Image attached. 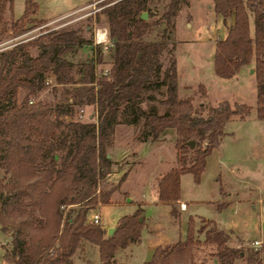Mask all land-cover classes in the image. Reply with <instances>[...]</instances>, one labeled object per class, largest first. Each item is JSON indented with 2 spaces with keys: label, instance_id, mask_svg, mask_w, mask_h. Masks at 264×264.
<instances>
[{
  "label": "trees",
  "instance_id": "trees-1",
  "mask_svg": "<svg viewBox=\"0 0 264 264\" xmlns=\"http://www.w3.org/2000/svg\"><path fill=\"white\" fill-rule=\"evenodd\" d=\"M160 1L97 2L101 8L96 15L103 14L107 24L109 60L100 46H93L94 59L87 62L90 77L73 89L71 101L65 103L45 102L38 96L49 84L48 74L57 83L71 79L72 57L84 47L92 49L91 41L70 25L24 38L30 22L43 23L32 17L39 8L36 0H25L21 16L10 22L15 40L0 48V169L4 172L0 178V231L9 236L7 243H0L3 264H76L74 255L87 244L98 247L100 261L82 264H124L115 260V253L140 242L146 224L143 208L139 205L131 214L119 217L111 236L88 220L98 204L111 202L117 188L96 193L115 164L107 157L106 141L119 123L122 104L134 114L128 123L143 119L139 142L158 141L170 129L175 132L177 164L162 173L156 184L158 200L169 203L174 218L179 215L175 202L180 199L181 175L191 173L199 182L207 157L225 134L226 122L249 115L250 106L245 103L223 100L215 106L194 105L191 99L180 98L175 60L158 81L160 55L173 36L175 16L182 5L189 6V0H166L157 19L140 18L144 11L151 16V5ZM7 9H13V0H0V27ZM213 9L224 22L233 19L226 36L215 41L214 73L231 79L243 66L253 64L255 113L264 120V0H213ZM154 30L155 37L149 39ZM30 47L38 50L37 55L29 54ZM97 63L110 67L106 73L103 67L95 73ZM152 85H166L161 114L139 105L141 93ZM81 104L95 105V119L94 114L86 121L72 118L74 105ZM190 140L193 146L188 144ZM225 204L222 201L218 207ZM202 223L196 231L194 219L189 217L185 237L157 245L143 264H192L196 247L206 244L214 246L221 264L232 263L241 250L229 247V235L211 221ZM251 248L250 264H264V242Z\"/></svg>",
  "mask_w": 264,
  "mask_h": 264
},
{
  "label": "rangeland",
  "instance_id": "rangeland-1",
  "mask_svg": "<svg viewBox=\"0 0 264 264\" xmlns=\"http://www.w3.org/2000/svg\"><path fill=\"white\" fill-rule=\"evenodd\" d=\"M36 1L39 8L32 17L41 19L43 23L34 25L30 22L29 30L23 36L24 38L35 37L43 30L70 25L78 27L92 43V49L84 47L72 57L71 79L67 83H57L50 73L47 75L50 83L38 96L42 101L50 103L70 102L73 89L90 77L87 62L88 59H94L93 43L97 30L107 31L104 15H96L101 8L97 5L100 0ZM165 3L166 0H161L151 5L152 15H148L147 20L157 19ZM24 6V0H13V9H7L4 12V22L0 27V48L15 40L10 31V22L21 16ZM46 21L50 23L47 24ZM250 21L253 30L252 18ZM174 25L173 36L160 55L161 73L158 81L162 80L163 73L169 69L172 60H175L176 72L179 76L178 96L180 98H189L194 105L204 103L215 106L223 100L230 104L245 103L250 106V113L244 119L232 118L226 122L225 134L220 144L207 157L206 167L199 182L193 179L191 173L181 175L180 198L187 205V209L180 211V202L175 203L179 215L174 218L167 204L158 203L157 199H154V188L150 181L153 172H162L175 164V132L167 131L154 143L137 144L143 119L139 117L136 124L128 123L127 120L134 114L128 110L125 111V106L122 104V111L117 118L119 123L114 127L112 136L106 141V154L109 153L112 157L116 138L124 141L127 152L123 157H116L117 161L109 157L117 164L115 168L119 169V172L110 174L101 181L96 188V193L99 195L102 188L108 189L112 186H117L116 189H119L127 175L126 173L119 183L123 171L127 168H130L129 173L133 171L136 168L134 165L140 164L137 162L139 156L141 165L133 171L124 184L128 190L125 196L129 195L127 198H131L132 202L122 206L115 204L113 200L100 207L98 204L94 210L100 213L101 224L107 229L113 226L120 216L132 213L136 201H142L148 228L142 229L140 243L127 252L124 259L127 264H142L144 258L150 257L151 246L172 244L183 239L187 232L189 217L194 219L196 231L203 225L202 220H208L218 230H223L229 235V247L241 250V254L230 264H250L248 255L253 249L250 243L253 240L264 241V120L257 119L255 113L254 68L252 66L251 71L243 66L236 77L231 79L215 75L213 42L215 38H222L225 24L223 18L215 13L213 0H189V6L182 5L179 8ZM155 34L156 30L148 38L153 39ZM109 48L110 46L107 47V52L103 53L107 60H109ZM28 51L32 56L38 53V50L33 47H30ZM102 67L103 71H107L110 64L97 63L95 73H99ZM165 97L166 85H152L141 93L139 105L146 111L152 110L161 114L165 109L160 101ZM74 109L72 118L75 120L86 121L93 114L94 119L96 117L95 105H74ZM137 145L138 148H136ZM120 146L121 142L117 140L115 147ZM3 174V170L0 169V178ZM118 196L121 201L125 198L121 194H115L113 198ZM222 201L226 204L218 207ZM212 225L205 224L208 228ZM198 236L203 239V234L199 233ZM8 241L9 236L0 231V243L5 244ZM93 247L95 251H98L96 245ZM120 255L121 252L118 253V257ZM75 260L80 262L79 259ZM76 261L74 262L77 263ZM0 264H3L1 246ZM192 264L221 263L214 246L206 244L196 247Z\"/></svg>",
  "mask_w": 264,
  "mask_h": 264
},
{
  "label": "crops",
  "instance_id": "crops-1",
  "mask_svg": "<svg viewBox=\"0 0 264 264\" xmlns=\"http://www.w3.org/2000/svg\"><path fill=\"white\" fill-rule=\"evenodd\" d=\"M24 2H25V0H24ZM43 20V19H42ZM232 21H233V19L232 18H228L227 20H226V22H224V24H225V31H224V33L222 34L223 36H222V38H224L225 36H226V34H227V31H228V26L232 23ZM47 22V21H46ZM50 22H47V24H49ZM188 25L190 26V23H188ZM217 39H221V38H215V40H214V42H213V45H214V49H215V41L217 40ZM177 53V52H176ZM175 53V54H176ZM214 57V56H213ZM176 61H177V59H176ZM252 64H250V65H247L246 66V68L248 69H252ZM180 84H179V76H178V73H177V88L179 89V86ZM170 130H172V129H170ZM169 131V130H168ZM117 140H120V142H121V146L120 147H115L116 146V143H117ZM154 142H156V141H154ZM154 142H149V141H147V142H137V144L138 143H144V144H147V143H154ZM115 146L113 147V154H112V157H110V158H114V160H116L117 161V159H116V157L118 158V157H123V156H125L126 155V149H125V143H124V141L122 140V139H120V138H116V140H115ZM139 146L137 145L136 146V148H138ZM137 151V150H136ZM110 155V154H109ZM175 158H176V155H175ZM176 161V160H175ZM137 162H140V164H138V165H134V166H136V168L135 169H133V171L134 170H136L140 165H141V163H142V161L139 159V156L137 157ZM115 166L117 167V164L115 163L114 164V166L112 167V170H111V173L110 174H113V173H115V174H117V172H119V169H117V168H115ZM174 166H176V162H175V164L173 165V166H171V167H174ZM170 167V168H171ZM170 168H168V169H170ZM168 169H166V170H163L162 172L161 171H158V172H153L152 174H151V181H150V183L152 184V186H153V188H154V196H155V198L154 199H157V202L158 203H164V204H167L168 206H169V209H170V205H169V203H167V202H161V201H159L158 200V197H157V190H156V184H157V180H158V177L162 174V173H164L165 171H167ZM128 170L130 171V168H127L126 170H124L123 171V173H122V175L121 176H123V175H126V173H127V175L125 176L126 178L121 182V184H120V187H119V189H116L115 190V192H113L114 194L112 195V197H111V201H113L114 200V203L115 204H118V205H122V206H124V204H126V203H129V202H132V199L131 198H127L129 195H127V196H125L126 194H128V190L124 187V184L126 183V181L130 178V176L132 175V173H133V171H131L130 173L128 172ZM115 194H121V196H125V198H124V200L123 201H121L120 199H119V196L118 197H116V198H113L114 196H115ZM127 198V199H126ZM142 201L140 200V201H136L135 202V206H134V210H133V212L136 210V208L140 205L141 207H142V203H141ZM178 202H180V203H184L185 204V202L183 201V200H181V198L179 199V200H177L175 203H178ZM102 205V204H101ZM101 205H99V207L101 206ZM143 208V207H142ZM187 209V205L185 204V208L184 209H180V211L181 210H186ZM100 214V213H99ZM131 214V213H130ZM127 215V214H126ZM123 216V215H122ZM121 217V216H120ZM100 218H101V215H100ZM146 219V218H145ZM115 225V224H114ZM113 225V226H114ZM102 227L104 228V229H106L103 225H102ZM144 227H147V224H145V226ZM143 227V228H144ZM215 227V226H214ZM148 228V227H147ZM216 228V227H215ZM108 229V228H107ZM107 229H106V231H107ZM217 229V228H216ZM141 241V240H140ZM140 242H138V243H135V244H131V245H129V246H127L126 248H123V249H118L117 251H116V253H115V256H114V258H115V260L117 261V262H120V263H124V264H127L126 262H125V257L127 256V252L130 250H132V247L133 246H136V245H138ZM156 247V245L155 246H151V248L149 249V251H150V257L152 256V253H153V250H154V248ZM119 252H121V255L118 257V253ZM150 257H146V258H144V260H142V264L146 261V260H148V259H150ZM74 261H76L75 259H79V261L80 262H77L76 264H82L84 261H87V260H90L91 262H93V263H99V261H100V259H99V253H98V251H95V249H94V247H93V245H85V247H84V249L83 250H79V251H77L76 252V254L74 255Z\"/></svg>",
  "mask_w": 264,
  "mask_h": 264
},
{
  "label": "built area",
  "instance_id": "built-area-1",
  "mask_svg": "<svg viewBox=\"0 0 264 264\" xmlns=\"http://www.w3.org/2000/svg\"><path fill=\"white\" fill-rule=\"evenodd\" d=\"M100 32L102 34H100ZM93 45L95 47L97 46H100L104 52H107V47L110 46V41L108 39V36H107V31L105 29H98L96 34H95V39H94V43ZM107 71H104L103 73H106ZM47 83H50V80L47 81ZM185 208V204L184 203H180V209H184ZM88 220L93 223V224H96V225H99L102 227V224H101V218H100V214L99 212H96V210H92V212L89 214L88 216ZM263 242L262 240H253L251 243H250V246L251 247H254V248H257V247H261L263 245Z\"/></svg>",
  "mask_w": 264,
  "mask_h": 264
},
{
  "label": "water",
  "instance_id": "water-1",
  "mask_svg": "<svg viewBox=\"0 0 264 264\" xmlns=\"http://www.w3.org/2000/svg\"><path fill=\"white\" fill-rule=\"evenodd\" d=\"M147 17H148V13L146 12V11H144V12H142L141 14H140V18H142V19H144V20H146L147 19ZM253 69H251V71H252ZM188 144L190 145V146H193L194 145V141L193 140H190L189 142H188ZM110 155H109V153L107 154V157H109ZM115 225L114 226H111V227H109L108 229H107V235L108 236H111L112 234H113V232L115 231Z\"/></svg>",
  "mask_w": 264,
  "mask_h": 264
},
{
  "label": "bare ground",
  "instance_id": "bare-ground-1",
  "mask_svg": "<svg viewBox=\"0 0 264 264\" xmlns=\"http://www.w3.org/2000/svg\"><path fill=\"white\" fill-rule=\"evenodd\" d=\"M100 34H102V33L100 32Z\"/></svg>",
  "mask_w": 264,
  "mask_h": 264
}]
</instances>
